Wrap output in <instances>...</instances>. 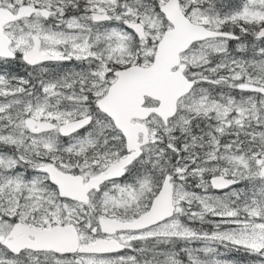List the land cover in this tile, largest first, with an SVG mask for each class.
Masks as SVG:
<instances>
[{
  "label": "snow or ice",
  "instance_id": "6c2138e0",
  "mask_svg": "<svg viewBox=\"0 0 264 264\" xmlns=\"http://www.w3.org/2000/svg\"><path fill=\"white\" fill-rule=\"evenodd\" d=\"M0 264H264V0H0Z\"/></svg>",
  "mask_w": 264,
  "mask_h": 264
}]
</instances>
